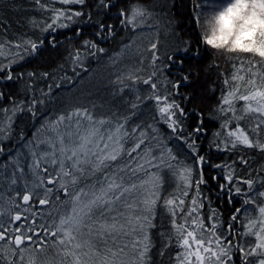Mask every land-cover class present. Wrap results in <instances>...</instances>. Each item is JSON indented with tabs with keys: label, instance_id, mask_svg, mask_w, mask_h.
Listing matches in <instances>:
<instances>
[{
	"label": "snow or ice",
	"instance_id": "6c2138e0",
	"mask_svg": "<svg viewBox=\"0 0 264 264\" xmlns=\"http://www.w3.org/2000/svg\"><path fill=\"white\" fill-rule=\"evenodd\" d=\"M117 3L29 0L39 18L18 19L19 33H10L12 23L0 15V82L27 75L31 93L17 101L0 91V264H153L158 216L168 229L158 233L157 255H167L168 264H264V0H193L195 41L174 31L164 6L156 12L131 0L117 17L121 30L137 38L123 52H135L116 83L120 92L142 84L145 94L137 91L127 111L98 116L77 106L42 115L38 106L61 83L40 74L54 83L38 97L37 74H14V66L55 49L56 33L90 19L87 9L99 15ZM23 29L41 35L32 39ZM115 35V25L97 22L96 36ZM161 35L175 39L165 48ZM81 49L89 56L105 52L96 40H83L67 50L66 62L83 68ZM209 49L227 70L219 73L223 87L212 109L219 127L205 151V114L185 107L192 96L181 89L199 76L194 65L185 69L186 60L199 63ZM141 105L151 106L150 120L138 112ZM24 113L44 120L31 136L18 129ZM213 148L227 159L214 162Z\"/></svg>",
	"mask_w": 264,
	"mask_h": 264
},
{
	"label": "trees",
	"instance_id": "16d2710c",
	"mask_svg": "<svg viewBox=\"0 0 264 264\" xmlns=\"http://www.w3.org/2000/svg\"><path fill=\"white\" fill-rule=\"evenodd\" d=\"M131 0H113V3H117V7H112L107 10H100L97 15V8L92 7L87 9L91 13L90 19L85 17L78 25H73L72 28L61 29L56 33L58 46L55 49L48 48L44 51L42 56L37 55L22 62L21 65L14 66L15 73H29L34 72L37 77L33 79V85L35 89V95L40 96V90L47 91L46 84L54 83L53 79L47 81L39 78L40 74L44 72L51 73L55 77V83H61L60 88H54L53 92L45 98V103L39 105L40 113L49 118H54L56 115L64 112L70 108L77 106L88 107L93 109L96 115H103L111 111H127V105L129 102L135 100V95L138 90L125 87L124 92H120L116 82H112V74L106 71L98 72V68L102 66L119 48L128 42L131 37V33L127 30H121V26L118 23L117 12L119 8L125 7ZM150 8H154L156 12L161 11V6H164V11L173 21V29L176 33H179L180 37L184 40L195 41L198 37L197 26L193 21V0H144ZM89 3H95V0H89ZM59 6V5H57ZM22 11L17 13L15 8H21ZM29 0H0V15L6 16L13 27L10 29V33H19L21 29L16 26V21L22 19L25 16L38 14L32 12ZM104 21L106 24H112L116 27L115 37H109L107 40L101 39L96 36L97 22ZM81 33L80 36L75 35V31ZM154 31V29H151ZM32 39H36L41 35L39 32L34 36L31 29H23ZM47 36V34H43ZM51 39V37H48ZM96 40L99 47L105 49L103 53H97L95 56H89L87 52H83V68L73 65L70 61L66 62L68 55L67 50H71L76 47H80L83 40ZM161 44L165 48L171 44L175 37H165L161 35ZM163 51V49H162ZM216 61L220 64V68L213 67V62ZM194 65L193 70L199 73L198 78L194 79V82L187 88L181 89L182 92L192 96L190 103H187L185 107L192 109L196 107L205 114V120L207 124V131L209 133L208 139L201 141V146L208 151V141L211 139V133L215 132L219 127V121L212 117L215 113L212 109L215 107L217 100L221 94L220 89L223 87L222 80L219 78L221 70H227V63L225 59L219 55H213L212 50H208L204 53L199 63L196 61L186 60L185 69H188L189 65ZM64 65V69L61 70L60 66ZM73 67L76 68V73H73ZM91 74V75H89ZM67 76L68 79L63 78ZM29 80L27 75L22 79L15 82L2 81L0 82V91H3L10 96L14 97L17 101L30 98L31 93H26V82ZM130 85L131 83H126ZM216 90L213 91L212 89ZM133 90L135 94H130L129 91ZM139 92V91H138ZM140 95H144L145 92L140 91ZM7 104V100L3 102ZM150 108L141 105L138 110L143 114L144 120H150ZM135 119V118H134ZM191 121H189L190 123ZM44 123L43 119H34L27 113L22 114L18 120V129H23L29 136L35 131L36 128ZM175 144V142H173ZM174 151H179V145L174 147ZM211 156L214 162H221L226 160L227 157L223 153H218L213 148L211 150ZM180 158L184 159L183 152H180ZM256 159L259 161L260 157ZM167 191H172V187L168 184L165 185ZM215 201V196H213ZM225 216L229 214L230 209L227 205H222ZM157 227L152 230V238L156 244V248L152 251L153 264H168V257H160L157 255V251L160 248L159 232H165L168 229L167 220L158 216L155 221ZM174 252V250H169Z\"/></svg>",
	"mask_w": 264,
	"mask_h": 264
},
{
	"label": "rangeland",
	"instance_id": "374dc122",
	"mask_svg": "<svg viewBox=\"0 0 264 264\" xmlns=\"http://www.w3.org/2000/svg\"><path fill=\"white\" fill-rule=\"evenodd\" d=\"M149 31H153L151 29H145V34H147ZM137 38L133 35H131V37L129 38L128 42H130V40H136ZM137 43L139 44L140 41H137ZM147 41H144V44H146ZM124 49V45H122L119 50L114 53L104 64H102V66L100 68H98V72H103L106 71L109 74H112V82H116V78L118 75H121L124 71H125V66L126 65H130V60L129 57H131L133 55V53L135 52V47H133L132 51L129 52H123ZM144 75H147V71H145L143 73ZM91 75V74H89ZM126 83H131L128 80H125ZM131 88V87H130ZM146 88V86L142 85V84H136L135 85V90H138L139 92L142 91L144 92V89ZM134 90V89H133ZM131 90L129 91L130 94H135V92Z\"/></svg>",
	"mask_w": 264,
	"mask_h": 264
}]
</instances>
